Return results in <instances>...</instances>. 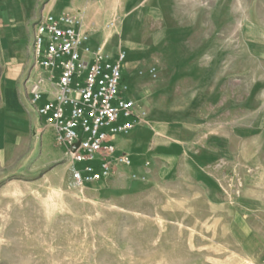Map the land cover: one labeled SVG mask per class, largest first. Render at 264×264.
<instances>
[{"label": "rangeland", "instance_id": "rangeland-1", "mask_svg": "<svg viewBox=\"0 0 264 264\" xmlns=\"http://www.w3.org/2000/svg\"><path fill=\"white\" fill-rule=\"evenodd\" d=\"M178 4L191 42L236 48V143L221 142L219 160L157 164L147 181L118 172L78 186L51 151L21 174L0 168V264H264V0ZM195 56L164 73L193 72Z\"/></svg>", "mask_w": 264, "mask_h": 264}, {"label": "crops", "instance_id": "crops-1", "mask_svg": "<svg viewBox=\"0 0 264 264\" xmlns=\"http://www.w3.org/2000/svg\"><path fill=\"white\" fill-rule=\"evenodd\" d=\"M179 2L0 0L2 174H21L31 161L43 162L50 151L57 160L67 158L66 150L57 143L56 129L46 127L32 110L24 85L33 67L35 25L48 16L78 17L81 24L77 31L89 36L88 46L96 49L104 45L113 59L119 51L126 53L121 84L127 91L122 96L135 102L141 124L129 136L115 139L117 154L128 155L132 163L130 167L111 164L110 178L126 172L134 180L147 181L157 164L174 163L189 153H206L207 159L219 160L221 142L236 143L237 89L231 82L237 67L236 48L226 41H209L205 46L191 42L193 30L183 23ZM178 54L181 64H190V59L200 56L201 63L192 68L197 74L164 73L176 63ZM244 55L239 65L247 71L253 59ZM154 67L156 80L149 74ZM209 139L213 141L210 148L206 146Z\"/></svg>", "mask_w": 264, "mask_h": 264}, {"label": "built area", "instance_id": "built-area-1", "mask_svg": "<svg viewBox=\"0 0 264 264\" xmlns=\"http://www.w3.org/2000/svg\"><path fill=\"white\" fill-rule=\"evenodd\" d=\"M80 24L78 17L48 16L35 25L33 67L24 85L32 110L56 129L74 182L86 186L110 178L111 164L131 166L128 155L117 154L114 141L129 136L141 116L135 102L122 96L126 53L119 51L113 59L104 45L92 49L89 36L77 31ZM149 74L156 80L157 68Z\"/></svg>", "mask_w": 264, "mask_h": 264}]
</instances>
